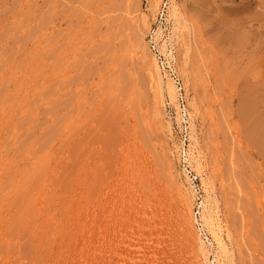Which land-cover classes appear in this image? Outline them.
<instances>
[{"label":"rangeland","instance_id":"rangeland-1","mask_svg":"<svg viewBox=\"0 0 264 264\" xmlns=\"http://www.w3.org/2000/svg\"><path fill=\"white\" fill-rule=\"evenodd\" d=\"M158 3L0 0V264H220L193 175L224 264H264V0H176L175 34Z\"/></svg>","mask_w":264,"mask_h":264},{"label":"bare ground","instance_id":"bare-ground-1","mask_svg":"<svg viewBox=\"0 0 264 264\" xmlns=\"http://www.w3.org/2000/svg\"><path fill=\"white\" fill-rule=\"evenodd\" d=\"M160 0H151L152 4H153V11L156 10V6L159 4ZM179 8L176 4V0L173 1V5L171 8V12H170V19L171 21L173 20L174 22V29L173 32L175 34V32H177V28L181 25V21L182 18L179 14ZM147 21V20H146ZM179 25V26H178ZM161 29V28H160ZM160 34H162V32H160ZM161 36V35H159ZM166 45V44H165ZM169 52V51H168ZM172 53V52H171ZM168 55V54H167ZM159 62L158 60L155 58L154 60V65H155V77L157 79V84L159 86L160 91L164 92V90L166 89V91L168 92L169 96L172 99H175L174 102H176V98H177V93H176V89L174 84L172 83L170 77L167 75L166 78L167 80L164 79L165 75H163L164 73L161 72L160 67L158 66ZM249 101V99H248ZM253 101V100H252ZM173 102V100H172ZM250 103V102H249ZM259 120V119H258ZM261 121V120H260ZM260 121H258L260 123ZM255 122V121H254ZM262 122V121H261ZM254 124V123H253ZM256 128H255V132L257 135V147H259L260 151L262 152V154H264V124L260 123H256ZM255 127V126H254ZM253 127V128H254ZM256 135H254L256 137ZM189 151H187L186 153H188ZM188 154H190V158L186 157V159L188 161H190V163H193L194 161H196L197 166H201L200 161L198 160V158L195 157V155L193 154V151L191 149V152H189ZM188 156V155H187ZM192 159V160H191ZM192 182V181H191ZM194 188V187H192ZM193 194L195 195V189H193ZM206 198L203 199L202 201V214H201V218L204 221V225L206 226V228L208 227L209 231H211L213 233V236L215 238V240H217V244H218V251H217V255L215 254V260L218 262H220V264H224V262H226L225 260L223 261V259H225V257L227 258L226 260L229 259V254H228V250L225 249V247L223 246L222 241L220 240L219 237V232L218 230H220L219 226H220V222L218 221V210L216 207L213 206V197L212 194H209L207 192V196H205ZM221 227V226H220ZM203 233V232H202ZM203 236V234H202ZM203 238H200V247L202 249L203 254L207 255V253L211 252V249L206 248V246L204 245L203 242ZM225 254V255H224ZM208 260V258H207ZM228 262H231V260L229 259ZM211 263V261H210Z\"/></svg>","mask_w":264,"mask_h":264},{"label":"built area","instance_id":"built-area-1","mask_svg":"<svg viewBox=\"0 0 264 264\" xmlns=\"http://www.w3.org/2000/svg\"><path fill=\"white\" fill-rule=\"evenodd\" d=\"M173 1L174 0H161V4L159 7V11H158V15H157V21L160 22L161 26L160 28L162 29L163 26L167 25V23L169 22L170 19V12H171V8L173 5ZM160 34V32H159ZM163 34V31H162ZM156 36V35H154ZM154 39V37H152ZM161 67H162V73H164L163 75L166 76L168 75L172 81V83L175 86L176 89V93H177V98H176V102H172L169 99H166L165 101V109L167 110L168 113H170L171 115L175 112L177 114H179L181 116L182 119L190 122V112H189V107H188V91L186 88V84L185 81L183 79V77L181 76V74L178 72L175 64L173 63L172 60L169 61H161ZM167 80V78H166ZM189 169V168H188ZM188 171V170H187ZM189 173H192L191 171H189ZM193 175V174H192ZM194 179H193V187L195 189V193H197L196 195V204H197V214L201 217L202 214V201L204 199V192H203V188L201 187V185H197L196 182H194V180H197L198 177H196L195 175Z\"/></svg>","mask_w":264,"mask_h":264}]
</instances>
